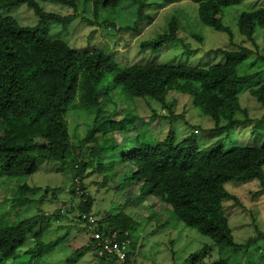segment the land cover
<instances>
[{"label": "trees", "instance_id": "obj_1", "mask_svg": "<svg viewBox=\"0 0 264 264\" xmlns=\"http://www.w3.org/2000/svg\"><path fill=\"white\" fill-rule=\"evenodd\" d=\"M15 1L16 4L29 3L39 20L33 25H23L8 13L12 6L7 10L0 9V180L4 176L34 173L40 161H60L63 167L75 173L70 192L79 200L72 207L82 222L86 221L82 218L83 214H92L95 201L85 190L82 179L94 172L102 175V183L108 187L115 181L119 182V188L130 185L136 191L134 200L137 202L144 196L155 197L157 202L164 203L169 209L172 221L176 223L174 225L183 222L195 228L214 240L221 251L227 247L235 251L250 248L264 236L260 234L245 243H237L223 204L225 200L239 202V198L225 186L230 181L257 178L264 189V140L255 146L225 149L224 145L235 127L244 126L251 120L248 110L241 104L238 89L263 73L264 68L241 75L237 66L253 54L264 63V51L255 36L259 29L264 28V6L244 10L238 15V30L242 39L236 43L235 49H220L223 61L205 65L152 61L122 64L107 49V43L100 46L97 42L95 46L75 48L71 45L77 42L74 35L72 40L67 41L48 36L47 30H43L51 22L66 27L75 15L46 10L42 2L78 10L80 5L76 0ZM122 1L93 0L95 19L88 16L84 19L110 33L113 28L116 31L111 35L116 36L118 30H138L143 22L153 18L148 12L153 2L128 0L135 5L136 19L134 16L130 25L116 28L112 18L121 12ZM190 1L198 4V17L203 25L225 32L232 38L231 28L222 21V9L243 0ZM183 29L179 16L175 15L169 20L167 30L143 40L140 47L159 50L170 42H184L185 37L181 36ZM191 35L202 40L197 34ZM246 42H251L253 47H248ZM107 74L113 75L115 88L122 87L131 98H149L146 100L150 105L157 102L172 116L179 115L173 111L177 100L174 93L190 95L193 104L214 121L212 130L223 134L207 147H201L193 135L178 140L173 131L162 140L145 141L140 138V127L134 124L133 130L139 133L131 136L129 132L133 126L128 125L130 119L125 118L127 114L122 119L114 117L119 111L120 100L112 98L110 90L103 88L102 82ZM100 88L104 89L102 97ZM250 93L264 106V82L250 88ZM73 110L91 116L81 143L95 138L96 141L95 145L88 146L90 150L86 156L82 155V146L76 147L72 142L67 114ZM239 113H244L245 118L242 119ZM153 114L156 118L160 116L156 112ZM261 119L264 122V114ZM117 130L128 133L131 136L129 142L120 137L122 142L118 141ZM195 130L199 132V128ZM256 132L254 128L253 133ZM130 141H135L137 146H130ZM124 146L129 147V151ZM52 189L24 183L10 199V206L16 211L31 205L36 200L32 194L40 191L44 194L52 191L55 197L62 187ZM53 215L59 218L65 216L62 207ZM107 216V223L96 219V229L104 235L116 231L119 239H130L129 232L133 231L137 221L126 214ZM3 218L0 214V264H49L46 256L63 238L44 239L51 226V215L38 213L22 217L18 222ZM84 229L91 239L75 251L76 255L69 256L66 264H77L86 250L99 256L91 236L92 224L87 223ZM31 235L36 239L35 244L23 248ZM205 253L204 247L191 253L188 260L191 264H232L223 257L205 261ZM100 259L108 260L106 256ZM128 261L134 264L131 252Z\"/></svg>", "mask_w": 264, "mask_h": 264}, {"label": "rangeland", "instance_id": "obj_2", "mask_svg": "<svg viewBox=\"0 0 264 264\" xmlns=\"http://www.w3.org/2000/svg\"><path fill=\"white\" fill-rule=\"evenodd\" d=\"M76 1L80 5L78 10L53 2H42L46 10L65 15H75L66 27L64 24L51 22L43 30H47L48 36L60 37L67 41L72 40L74 35L77 42L70 43L75 48L83 49L88 46H95L97 42H100V46L107 43V49L112 51L113 57L122 64L152 61L205 65L223 61L224 56L220 49H235V47L237 48L236 43L242 39L238 30V15L244 10L264 6V0H243L239 4L228 8L224 7L221 18L233 32V36L230 38L227 33L205 26L200 22L198 4L195 2L190 0H149L154 3L148 11L153 18L143 22L138 30L134 28L118 30V34L114 36L111 35L112 32L115 33L116 31L113 28L110 29V33L103 27L90 25L84 19L85 16L95 19L93 0ZM120 4H122L121 12L112 18V21L117 24L116 28L120 25H130L134 16V20L136 19V12L134 13L133 10L135 5L132 2L124 0ZM11 6L12 9L8 13L14 15L20 24L33 25L38 22L39 17L29 3L19 2L16 4L15 0L0 2L1 10H7ZM175 15L179 16L181 25L184 26L181 35L183 39L185 37L184 42H170L161 46L159 50H144L140 47L143 40L150 39L167 30L169 20ZM192 33L197 34L202 40L191 35ZM89 34H91L90 38ZM255 36L264 51V28L259 29ZM245 44L248 47H253L251 42ZM263 68V61L255 54L237 66L238 73L241 75L253 73ZM112 81L113 75L107 74L106 80L102 84L104 85L103 88L106 87L110 90L109 93L112 98L114 96L120 100L119 111L115 113L114 117L122 119L127 114L125 118L131 120L128 121V125L139 126L142 134L140 138L145 141L162 140L170 131H173L178 140L193 135L201 147H207L223 134L212 130L214 121L193 104L192 97L188 94L174 93L177 100L173 106V111L179 115L172 116V113H169V110L161 104L151 102L150 105L146 100L149 98H131L122 87L117 86L118 88H115L116 86H113ZM259 82H264V72L250 83L239 87L241 104L248 110L251 120L247 121L244 126L235 127L231 131L230 137L224 142L225 149L234 146H255L264 140V122H261L264 106L250 93V88L257 86ZM103 88H100L101 97L104 95ZM154 112L160 116H170H158L156 118ZM238 115L242 119L245 118L244 113ZM67 119L74 146H82V155L86 156L90 150L88 146L95 145L96 141L95 138L85 144L81 143V140L86 136L89 126L87 123L91 120V116L85 112L73 110L68 112ZM196 127L199 128L198 133L195 132ZM254 128H256V133H253ZM133 129L134 126L129 132L131 136L138 132V130ZM115 134L118 135L120 142H122L120 138H126L129 142L131 137L128 133L120 132V130H117ZM98 140L101 141V138L98 137ZM129 144L132 147L137 146L135 141H130ZM124 148L129 151V147L124 146ZM74 175L75 173L63 167L60 161L44 160L38 163V170L34 173L4 176L0 180V214H3L4 220L18 222L22 217L38 213L51 215V226L45 233L44 239L50 241L60 236L63 238L46 256L49 264H66L67 258L76 255L75 251L91 239L84 229L87 224L86 221L82 222L72 207V204L76 205L79 200L78 196L75 197L70 192ZM82 180L85 190L95 199L92 214L96 219L107 223L106 218L109 217L107 216L109 214L119 216L126 214L137 221L133 231L129 232L131 235V261L134 264H191L188 260L190 254L200 251L204 247L206 249L203 256L205 261L223 257L232 264H264V236L254 242L250 248H241L235 251L229 250L230 248L227 247L221 251L220 246L214 240L198 232L195 228L187 226L183 222L174 225L176 223L172 221L169 209L164 203L157 202L155 197L144 196V199L137 202L134 200L136 191L130 185L119 188V182L115 181L108 187L102 183L103 177L100 173L90 172ZM24 183L42 188L48 186L51 190L58 187H62V189L55 197L52 191L48 194H44V191L34 193L32 197L36 200L33 204L15 211L10 206V199L20 191L19 187ZM225 186L229 192L239 198V202L225 200L223 203L235 241L245 243L251 237L264 235V189L260 180L255 178L247 181H230ZM59 207L65 208L63 210L65 216L62 218L53 215ZM35 240L31 235L23 248L33 246ZM86 251L77 261V264H114L109 259L101 261L100 257L95 256L92 251Z\"/></svg>", "mask_w": 264, "mask_h": 264}, {"label": "built area", "instance_id": "obj_3", "mask_svg": "<svg viewBox=\"0 0 264 264\" xmlns=\"http://www.w3.org/2000/svg\"><path fill=\"white\" fill-rule=\"evenodd\" d=\"M82 218L85 219L88 224H92V239L97 246V252L100 257L106 256L108 259H111L114 264H130L128 261L131 244L130 239H119L116 231L111 235H104L103 232L97 230L94 226L96 225V219L91 214H83Z\"/></svg>", "mask_w": 264, "mask_h": 264}, {"label": "clouds", "instance_id": "obj_4", "mask_svg": "<svg viewBox=\"0 0 264 264\" xmlns=\"http://www.w3.org/2000/svg\"><path fill=\"white\" fill-rule=\"evenodd\" d=\"M195 132H196V130H195ZM198 132V131H197ZM83 193V192H82ZM65 208L64 207H62V211L64 210ZM91 215H93V214H91ZM83 216V215H82ZM94 216V215H93ZM95 217V216H94ZM96 219V218H95ZM87 223V222H86ZM92 236V235H91Z\"/></svg>", "mask_w": 264, "mask_h": 264}]
</instances>
